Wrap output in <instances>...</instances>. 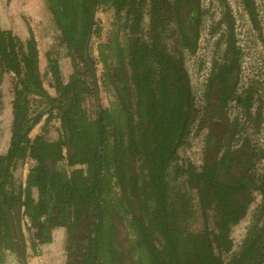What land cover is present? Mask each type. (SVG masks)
I'll list each match as a JSON object with an SVG mask.
<instances>
[{
  "label": "trees",
  "instance_id": "16d2710c",
  "mask_svg": "<svg viewBox=\"0 0 264 264\" xmlns=\"http://www.w3.org/2000/svg\"><path fill=\"white\" fill-rule=\"evenodd\" d=\"M47 1L75 68L62 79L58 61L50 60L55 95L42 86L35 43L25 52L0 30V61L16 74L11 143L0 157V250L21 248L15 220L24 206L38 237L53 226L67 228L70 264H264L259 217L232 251L231 227L248 199L236 155L227 150L199 167L178 153L199 111L184 51L198 47L201 0ZM105 5L115 10L116 30L100 46L98 62L115 96L90 118L83 98L97 94L98 84L89 41L99 28L95 11ZM225 73L227 80L231 69ZM30 95L47 100L49 117L60 120L59 138H29L45 112L31 114ZM26 158L32 167L18 193L6 187L10 168ZM64 158L69 171L58 165ZM197 213L203 228L192 227Z\"/></svg>",
  "mask_w": 264,
  "mask_h": 264
},
{
  "label": "flooded vegetation",
  "instance_id": "af4514ba",
  "mask_svg": "<svg viewBox=\"0 0 264 264\" xmlns=\"http://www.w3.org/2000/svg\"><path fill=\"white\" fill-rule=\"evenodd\" d=\"M46 5L47 11L49 16L53 22L55 27V31L57 35L55 36V46L58 48H62L65 50L64 55H66L71 64V71L65 74L62 71L61 67V57H53L50 51L46 52V62L44 67L41 66L42 56L41 51L39 49V41L35 37L32 28H29L30 32L29 35L26 37H21L18 32L15 31V25L5 26L0 20V30L9 32L17 41V45L22 44L23 50L26 52L28 42L33 41L35 43V47L37 50V61H38V69L40 72V78L42 86L48 93L51 95H55L54 87L50 86L51 82V71L49 68L50 60H57L59 65V72L62 79L68 78L70 74H72L75 70L73 61L71 57L67 53V48L61 43L60 40V30L58 29L56 22L53 18V14L51 13L48 7V1L44 0ZM241 8L247 11V14L252 21V26L258 27L257 22V13L256 3L255 0H241ZM99 8H105V10H111L112 13L115 15V10L112 7L108 6H100L96 9L94 14V19L97 23V11ZM144 28L146 29L148 24V15L145 14L143 20ZM225 24V18L222 16L218 21V27L220 28ZM228 24V25H227ZM225 26V29L222 28L221 32L218 36V43L221 44V51L219 55L212 56L211 59L201 62L202 65V76H201V89L199 94H196L193 89L191 77L189 74L190 84L192 87V93L194 95V101L196 107L199 109L198 115L196 116L194 122L191 125L190 132L186 138V142L183 146L180 147L178 150L180 160L183 162L191 161L197 166L201 167L204 162L208 158H212L213 155L216 156V159H220L225 151H229L230 158H233L236 155V177L243 181L245 190L243 192L244 202L245 197L247 196L248 199L245 202V210L240 218V220L233 224L231 227V232L233 227L243 221L248 214L249 208L253 207V216L252 220L250 221L248 228L242 238L243 239L247 236L248 232L254 226V222L257 217H259L258 227L260 228L263 237H264V95L263 93L258 90L259 87V79L255 78L254 76L248 77L247 80L241 82V72L243 68V56H244V47L242 46L241 42H239V37L236 36L234 33L233 28V20L228 22ZM123 32V30H121ZM55 32V33H56ZM121 32V33H122ZM94 32L90 36L89 41V53L92 58L95 60V76L98 84V92L95 94L94 92H87L85 97L83 98V107L90 118H94L96 115L97 104L99 103L102 107H110L114 100L115 90L112 84L105 83V80L102 77V72L104 70L103 62L99 61V52L100 46L102 43L107 42L108 39L102 41L98 46V51L92 54V36ZM124 35V34H123ZM171 40V39H170ZM168 40V41H170ZM198 49V47H197ZM196 49V50H197ZM196 50L194 52H196ZM187 51V50H186ZM190 53V51H187ZM0 60L1 56H0ZM231 60V61H230ZM102 67V71L99 73L98 66ZM186 64V60H185ZM232 65V66H231ZM187 67V66H186ZM80 68V65H79ZM231 73L227 76V80H225L226 74L225 71L228 70ZM233 68V69H232ZM188 70V69H187ZM99 77H101V82L108 86L110 89V94L112 97V101L109 105L101 104L100 96H99ZM16 80V74L14 71L8 70L3 62L0 61V157L5 155L10 147L11 143V136L13 130V101L15 98V87L14 81ZM44 80L47 81L45 84ZM225 85L229 86L228 88ZM5 87V92L3 90ZM21 87V86H18ZM17 87V88H18ZM90 93H93L96 97L95 101V111L93 115H90L85 106L84 100L86 96ZM9 94V96H7ZM225 101H223V99ZM33 102H38L42 107L36 108L33 107ZM30 111L31 114L34 115L38 111H43L40 121L33 124L30 131L28 132L29 138L33 139L37 135L45 134V136L51 137L53 139H57L61 136V126L60 120L57 116L53 115L49 117L50 113L47 111L49 109L48 102L45 98L41 95H30ZM8 114L5 116V114ZM57 118L58 119V134L56 136H51L45 133V131L37 132L34 130L35 127L38 125H45L51 119ZM4 119H6L4 124ZM38 126V127H39ZM195 129L196 134L201 135V158L200 161L194 162L189 158L183 159L180 154V150L183 149L185 146L189 144V138L191 133ZM4 138V141H3ZM4 146V148H3ZM2 149V150H1ZM236 153H232L231 151H235ZM64 156H66V149L63 151ZM58 165L63 167L65 170L69 171V166L67 164L66 158L62 159ZM22 167V175H21V183L15 185L14 183V176L15 171ZM31 164L28 158L24 161H17L16 166L13 165L10 168V174L12 176V184H7L6 187L12 188L15 192L22 193L25 191L27 185L28 175L31 169ZM230 182V181H229ZM8 188V189H9ZM202 217V215H201ZM210 219V223H212V218ZM194 218L192 223H194ZM15 224H17V236L19 237L18 240L21 244L20 247H12L8 248L3 245L1 247L0 253L3 250H16L21 258L23 259V252L27 251V242L29 241L31 245L34 247L37 246L39 243L46 242L47 240H51L53 237V233L55 231H61L63 234V252L65 254L64 264L69 263V255L67 249V228L64 226H53L46 229V233H43L41 237H38L37 230L33 226V223L30 217L24 213V206H21V211L19 217L16 218ZM204 224V219L202 217V228ZM193 227V224H192ZM24 228L26 229L28 237H26ZM198 229V228H197ZM231 235V233H230ZM17 238V237H16ZM233 241V240H232ZM241 241V243H242ZM240 243V245H241ZM240 247V246H239ZM239 248L232 250L236 251ZM22 252V254H21ZM25 263V262H24Z\"/></svg>",
  "mask_w": 264,
  "mask_h": 264
},
{
  "label": "rangeland",
  "instance_id": "374dc122",
  "mask_svg": "<svg viewBox=\"0 0 264 264\" xmlns=\"http://www.w3.org/2000/svg\"><path fill=\"white\" fill-rule=\"evenodd\" d=\"M257 25L252 26V21L246 10L241 8V0H201L204 14L200 25V35L198 39V49L196 52L185 53L186 66L189 71L194 92L199 94L201 89V62L211 59L212 56L219 55L221 51V44L218 43V36L221 29L224 28L228 22L233 20V28L236 36L239 37L244 47L243 68L241 72V82H244L248 77L254 76L259 79V87L264 95V0H255ZM97 23L99 28L92 36V54L98 51L99 44L112 36L115 32V15L111 10L99 8L97 11ZM225 18V26L218 27V21L221 17ZM0 20L5 26L15 25V31L21 37L29 35V28L33 29L35 37L39 41V49L41 51L42 61L41 66L44 67L46 62V52L50 51L53 57L62 58V71L67 74L71 71V64L69 58L64 55L65 50L55 46V36L57 32L53 22L49 16L44 0H0ZM228 25V24H227ZM56 32V33H55ZM121 41L125 40L122 31H119ZM122 32V33H121ZM64 52V53H63ZM98 76L102 71V67L98 66ZM99 77V96L101 104L109 105L112 101L110 89L101 82ZM45 84L47 81L44 80ZM5 92V87H3ZM9 96V94H7ZM96 97L93 93L86 96L84 106L90 115L95 111ZM264 105V102H263ZM33 107L40 108L38 102H33ZM8 112L5 114V116ZM6 119H4L5 124ZM39 126V125H38ZM35 127L37 132L45 131L46 134L56 136L58 134V119L53 118L47 124ZM4 141V138H3ZM188 146L180 150L183 159L189 158L194 162L200 161L201 158V135L196 134L193 129L189 138ZM4 148V146H3ZM2 150V149H1ZM22 167L15 171L14 183L18 185L21 183ZM253 207L248 210V214L243 221L236 224L231 232L233 240V248H239L242 238L248 228L253 216ZM202 217L199 213L196 214L193 227L198 228L202 225ZM26 237H28L26 229L24 228ZM63 234L61 231H55L51 240L41 242L37 246H33L27 242V251L23 252V259L16 250H3L0 253V264H64L65 254L63 252ZM22 254V252H21ZM230 254H225L228 257ZM25 262V263H24Z\"/></svg>",
  "mask_w": 264,
  "mask_h": 264
}]
</instances>
